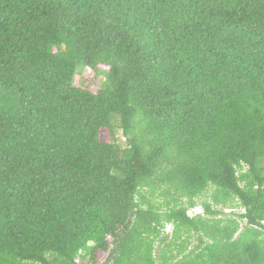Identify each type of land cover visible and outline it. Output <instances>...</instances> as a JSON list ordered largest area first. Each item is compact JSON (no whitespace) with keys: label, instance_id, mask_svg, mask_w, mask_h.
<instances>
[{"label":"trees","instance_id":"obj_1","mask_svg":"<svg viewBox=\"0 0 264 264\" xmlns=\"http://www.w3.org/2000/svg\"><path fill=\"white\" fill-rule=\"evenodd\" d=\"M103 253L264 264V0H0V264Z\"/></svg>","mask_w":264,"mask_h":264},{"label":"rangeland","instance_id":"obj_2","mask_svg":"<svg viewBox=\"0 0 264 264\" xmlns=\"http://www.w3.org/2000/svg\"><path fill=\"white\" fill-rule=\"evenodd\" d=\"M104 81V77L103 75L93 71L90 68H85L84 70H82V72H79L78 75L76 76V84L78 86H84V85H90L91 86V90L93 92H96L97 89L102 85ZM102 137L105 139L107 136L104 132H102ZM212 188L210 189L209 192L205 193L200 199L199 202L201 203L204 200H210V194H211ZM227 212H230V209L226 210ZM237 211H241L243 212L244 210L242 209H238ZM199 212H203V208L202 206H197L195 209H190L189 213L190 215H195ZM173 227L171 225H168L166 227V232L171 233L172 232ZM188 243V251H190L194 245L197 243V238L196 236L194 237H190L189 238V242ZM108 257V253H103L100 255L97 264H102L105 259H107ZM77 264H91L87 259H82L79 258L77 260Z\"/></svg>","mask_w":264,"mask_h":264}]
</instances>
